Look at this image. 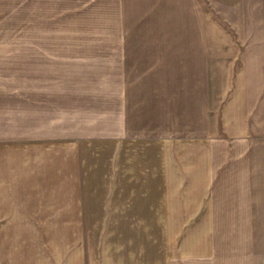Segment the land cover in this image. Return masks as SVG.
<instances>
[{"label":"crops","instance_id":"0c3cea01","mask_svg":"<svg viewBox=\"0 0 264 264\" xmlns=\"http://www.w3.org/2000/svg\"><path fill=\"white\" fill-rule=\"evenodd\" d=\"M116 1L115 25L0 69V264L80 240L109 264H264V57L129 40Z\"/></svg>","mask_w":264,"mask_h":264},{"label":"rangeland","instance_id":"374dc122","mask_svg":"<svg viewBox=\"0 0 264 264\" xmlns=\"http://www.w3.org/2000/svg\"><path fill=\"white\" fill-rule=\"evenodd\" d=\"M86 2L0 0L1 72L6 73L7 65L11 64H14L16 74L22 72L23 47L26 42L70 41V32L75 25L116 24L118 11L115 8L118 1L96 0L90 7L94 18L88 17L90 11L85 6L81 9ZM124 4V23L143 28L136 35L127 34L129 40L201 43L206 36V41L222 44L220 47L228 49L223 52H237L229 50L234 48L231 45L233 43H249L256 57H264V0H143L138 3L126 0ZM78 5L77 12H73L72 9ZM205 26L207 35L202 33ZM244 52H249V49H244L240 54ZM254 71H264V59L260 61L257 58ZM69 231L65 232L68 233L67 237L73 238ZM79 237L86 238L84 235ZM41 251L47 252L43 258L46 264H51V261L55 264H105L102 243L97 241L89 244L85 240L78 243H45ZM50 252L57 254V258L50 255ZM105 260L109 264L107 257Z\"/></svg>","mask_w":264,"mask_h":264}]
</instances>
